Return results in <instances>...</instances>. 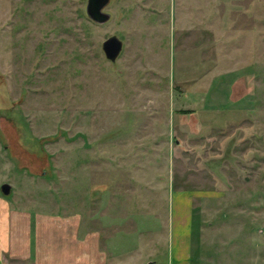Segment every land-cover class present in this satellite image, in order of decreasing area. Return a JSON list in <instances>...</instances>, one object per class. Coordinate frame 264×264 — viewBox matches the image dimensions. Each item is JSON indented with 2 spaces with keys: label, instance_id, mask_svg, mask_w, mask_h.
<instances>
[{
  "label": "rangeland",
  "instance_id": "1",
  "mask_svg": "<svg viewBox=\"0 0 264 264\" xmlns=\"http://www.w3.org/2000/svg\"><path fill=\"white\" fill-rule=\"evenodd\" d=\"M87 4L0 0V201L146 264L189 214L199 264H264V0Z\"/></svg>",
  "mask_w": 264,
  "mask_h": 264
},
{
  "label": "crops",
  "instance_id": "2",
  "mask_svg": "<svg viewBox=\"0 0 264 264\" xmlns=\"http://www.w3.org/2000/svg\"><path fill=\"white\" fill-rule=\"evenodd\" d=\"M185 193L180 198H187ZM0 218L4 222L0 232V264H146L141 259L145 255L142 251L128 255L129 258L125 252L101 248L97 230L81 232L79 215L33 213L26 207L0 201ZM181 222L184 230L189 227L187 232L192 233L189 214ZM191 233L176 237L173 232L168 264H199L202 255L194 249Z\"/></svg>",
  "mask_w": 264,
  "mask_h": 264
},
{
  "label": "water",
  "instance_id": "3",
  "mask_svg": "<svg viewBox=\"0 0 264 264\" xmlns=\"http://www.w3.org/2000/svg\"><path fill=\"white\" fill-rule=\"evenodd\" d=\"M109 0H88L87 12L88 14L98 20L105 21L110 17V14L103 10V7L108 3ZM123 47V41L117 35H111L103 41V49L106 56L112 60L116 59L120 54ZM2 191L9 193L11 185L9 182L2 184Z\"/></svg>",
  "mask_w": 264,
  "mask_h": 264
},
{
  "label": "trees",
  "instance_id": "4",
  "mask_svg": "<svg viewBox=\"0 0 264 264\" xmlns=\"http://www.w3.org/2000/svg\"><path fill=\"white\" fill-rule=\"evenodd\" d=\"M181 111H183V112H190L191 110H181ZM199 249H197V251H198Z\"/></svg>",
  "mask_w": 264,
  "mask_h": 264
}]
</instances>
